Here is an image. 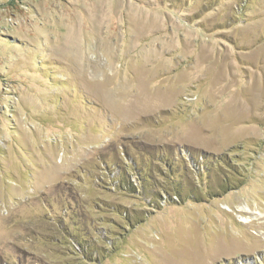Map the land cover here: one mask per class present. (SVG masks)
I'll return each mask as SVG.
<instances>
[{"label": "rangeland", "instance_id": "374dc122", "mask_svg": "<svg viewBox=\"0 0 264 264\" xmlns=\"http://www.w3.org/2000/svg\"><path fill=\"white\" fill-rule=\"evenodd\" d=\"M0 264H264V0H0Z\"/></svg>", "mask_w": 264, "mask_h": 264}, {"label": "trees", "instance_id": "16d2710c", "mask_svg": "<svg viewBox=\"0 0 264 264\" xmlns=\"http://www.w3.org/2000/svg\"><path fill=\"white\" fill-rule=\"evenodd\" d=\"M140 153L142 154V155H144V158H149L152 162H155V163H160V164H165V166L168 168V170H169V172H168V174L167 175H169V176H171V171H172V168H171V166H172V164H169L168 162H166V160H165V158L164 157H162V158H159V156L156 154V156L154 155H152V154H148L147 155V152H141L140 151ZM130 162H129V165L132 167V169H133V171L134 172H136L138 175H137V177L138 178H140L139 180H141V181H139L140 182V184H141V182L142 181H145V183H146V186L148 185V182H146V178H144L143 176H145V173H153L155 170L154 169H148V164H150L146 159L145 160H143V162H141L140 163V165H139V163L134 159V158H130V160H129ZM218 165H229L228 164V162H227V160L224 158V157H221V158H219L218 159ZM118 169H119V179H120V181H121V183H122V185L124 186L125 184H127V177H126V172L122 169V168H120V167H117ZM107 169L109 170L110 169V166H107ZM158 169L160 170L161 169V166L159 165L158 166V168H156V171H158ZM200 170V169H199ZM159 172V171H158ZM110 174H111V171H110ZM121 185L119 184V186H118V188L120 187ZM131 187H133V185L131 184L130 185ZM120 189V188H119ZM133 190H131L132 192H130L131 194H136L137 192H135L136 190H135V188H132ZM121 191L123 190L124 191V189H120ZM141 195H142V193H144L145 194V192L143 191V192H139ZM140 194H138V195H140ZM146 197H148V196H146ZM154 199V198H153ZM113 209H115L116 210V208H113ZM110 245V244H109ZM89 252V250H87L86 252H85V256L87 257V256H89V254L90 253H88Z\"/></svg>", "mask_w": 264, "mask_h": 264}]
</instances>
